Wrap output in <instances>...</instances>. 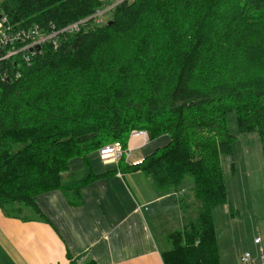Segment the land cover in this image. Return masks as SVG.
Masks as SVG:
<instances>
[{
    "label": "trees",
    "instance_id": "trees-1",
    "mask_svg": "<svg viewBox=\"0 0 264 264\" xmlns=\"http://www.w3.org/2000/svg\"><path fill=\"white\" fill-rule=\"evenodd\" d=\"M104 6L0 3L15 29L57 32L19 78L0 81V208L23 221L48 220L36 196L61 190L79 204L82 187L98 176L90 153L115 141L127 148L134 129L149 139L167 135L137 167L160 193H180L190 180L194 202L180 201L195 218L168 234L163 262L220 264L213 209L229 203L222 156L235 136L228 116L236 112L240 131L257 132L264 148V73L227 80L204 68L258 23L264 0H123L106 23H95ZM74 24L77 30H64ZM76 157L83 167L71 170Z\"/></svg>",
    "mask_w": 264,
    "mask_h": 264
},
{
    "label": "crops",
    "instance_id": "crops-1",
    "mask_svg": "<svg viewBox=\"0 0 264 264\" xmlns=\"http://www.w3.org/2000/svg\"><path fill=\"white\" fill-rule=\"evenodd\" d=\"M130 138L133 146L128 143L129 157L117 163L104 162L96 153L103 166L110 167L98 173L91 162L98 176L82 187L79 204H70L61 190H55L42 202L36 199L48 220L23 221L5 215L0 208V264H164L162 250L147 231L150 219L158 217L151 206L178 195L173 209L178 212L177 228L173 231L182 229L186 222V216L180 218L185 209L180 201L183 192L160 193L150 186V179H144L148 192L140 190V176L146 174L133 166L142 158L132 157V152L142 148L149 138L141 133ZM130 176H137V180H130ZM129 192L137 202L130 199ZM115 194L128 197V208L118 206Z\"/></svg>",
    "mask_w": 264,
    "mask_h": 264
},
{
    "label": "rangeland",
    "instance_id": "rangeland-1",
    "mask_svg": "<svg viewBox=\"0 0 264 264\" xmlns=\"http://www.w3.org/2000/svg\"><path fill=\"white\" fill-rule=\"evenodd\" d=\"M103 1L105 5L111 3L107 6L117 4V0ZM1 2L2 0H0ZM109 18L110 14L105 13L103 19L101 16L95 23H106ZM242 33L243 35L239 37V40L227 44L222 50L212 55V59L208 61L204 68L205 75H218L224 76L227 80H236L246 74L264 73V15L260 16L257 24L249 25ZM145 81L143 80L140 83L144 84ZM237 117L234 111L228 116V128L231 134L235 136V139L233 140L232 152L222 156L229 203L218 205L213 209L220 264H241V257L246 252H251L255 255L259 248L254 243L256 236H260L263 239L261 245L264 248L263 142L257 132L242 133ZM134 132L143 134L144 130H131V135ZM130 139L128 142L129 146H133V143H130ZM169 140L167 135L149 139V142L142 148L133 150L132 157H141L143 159L152 154L157 148L166 145ZM96 152L90 153L89 158L94 165L95 171L100 173L110 166H103ZM69 164L71 170L83 167L82 157L73 158ZM133 178L137 180V176H130L129 179L134 180ZM144 179L149 181L148 179L150 178L146 175H141L139 186H141V191L147 193V182L145 183ZM151 185L154 186L152 181ZM190 187L191 181L187 180L182 190L183 198L187 203L194 202L193 191ZM54 191L48 190L42 192L36 196V199L42 202L44 197H47L49 193H53ZM155 193L153 190L152 197H155ZM129 195L130 199L135 201L134 196L130 192ZM113 199L120 207L124 206L128 208L130 204V200L124 195L118 197L115 194ZM177 201L178 195L174 194L172 198L151 206L152 211L158 213V217L150 219L147 231L150 239L162 251L170 248L171 243L168 240V233L177 228L175 224L178 212L173 210L176 208ZM27 209L28 212L32 211L30 208ZM122 209L124 210L123 207ZM185 209L181 210V219L187 214L185 221L195 218L191 208ZM123 210L120 216L123 215Z\"/></svg>",
    "mask_w": 264,
    "mask_h": 264
},
{
    "label": "built area",
    "instance_id": "built-area-1",
    "mask_svg": "<svg viewBox=\"0 0 264 264\" xmlns=\"http://www.w3.org/2000/svg\"><path fill=\"white\" fill-rule=\"evenodd\" d=\"M123 0H117V4ZM114 6V5H113ZM113 6L105 5L103 10H98L94 15L95 21L105 15ZM54 29V28H52ZM77 24L69 25L64 30H77ZM57 32L52 31L46 33L38 25L15 29L8 21L7 17L0 16V81H9L11 78H19L21 76V66L23 63L32 61L33 57L41 52L39 48L45 41L53 40L55 44V36ZM13 75V76H12ZM139 134L134 132L132 135ZM142 134V133H141ZM146 139L149 138L146 131L143 132ZM99 154L104 162H119L123 157H129L130 151L123 146L120 141H115L110 145H105L99 149ZM143 159L133 162V166L142 164ZM255 244L260 245L258 252L253 255L246 252L241 257V264H264V248L261 246L262 238L255 237Z\"/></svg>",
    "mask_w": 264,
    "mask_h": 264
},
{
    "label": "bare ground",
    "instance_id": "bare-ground-1",
    "mask_svg": "<svg viewBox=\"0 0 264 264\" xmlns=\"http://www.w3.org/2000/svg\"><path fill=\"white\" fill-rule=\"evenodd\" d=\"M146 7H148V6H146ZM154 7H155V5H154ZM145 8V7H144ZM152 10V9H151ZM149 12H151V11H149ZM156 12V11H155ZM148 13V12H147ZM92 19V18H91ZM108 31V30H107ZM108 50H110V49H108ZM81 79V78H80ZM80 81V80H79ZM78 83V82H77ZM76 84V83H75ZM79 85V84H78ZM70 98V97H69ZM14 114V113H13ZM21 115V114H20ZM15 116V115H14ZM17 117H18V115H17ZM22 117V116H21ZM37 153V152H36ZM40 153V152H39ZM10 215V214H9Z\"/></svg>",
    "mask_w": 264,
    "mask_h": 264
}]
</instances>
